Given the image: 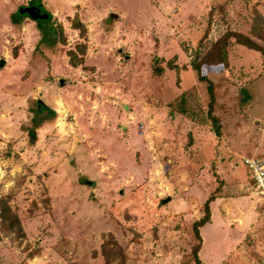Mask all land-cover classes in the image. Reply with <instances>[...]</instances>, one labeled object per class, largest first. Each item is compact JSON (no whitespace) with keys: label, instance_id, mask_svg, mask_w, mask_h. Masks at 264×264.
Returning a JSON list of instances; mask_svg holds the SVG:
<instances>
[{"label":"rangeland","instance_id":"374dc122","mask_svg":"<svg viewBox=\"0 0 264 264\" xmlns=\"http://www.w3.org/2000/svg\"><path fill=\"white\" fill-rule=\"evenodd\" d=\"M29 2L0 0V198L25 233L0 217V264H195L198 242L202 264H264V201L242 161L264 157V56L232 39L227 65L203 64L219 136L192 68L228 30L260 32L264 0H36L41 21L17 14ZM110 234L124 257L107 262Z\"/></svg>","mask_w":264,"mask_h":264},{"label":"trees","instance_id":"16d2710c","mask_svg":"<svg viewBox=\"0 0 264 264\" xmlns=\"http://www.w3.org/2000/svg\"><path fill=\"white\" fill-rule=\"evenodd\" d=\"M39 2H36V0H30L29 4L26 6H21L24 8L31 7L33 4H36ZM48 11V10H47ZM50 13V11H48ZM17 14L22 17H28L27 15H22L19 12V9L17 10ZM51 17L47 20H51ZM257 22H260L258 25L255 26V30H259L257 34L255 32L251 34H245L240 31H234V30H228L223 36H221L211 47V49L204 53L203 55L198 52L196 54V57L194 58V61L192 62V68L195 71L196 77L198 81L205 82L206 84V90L208 95V102H207V115L208 118L212 122L213 129L215 133L219 136L221 134V122L220 118L215 115L214 109L216 104V90H215V83L213 80H211L207 75L203 74L202 72V66L205 63L208 64H215L222 63L223 65H227L228 59H227V47L230 44L231 40L233 39L234 42L243 45L249 49L255 50L260 52L264 56V27H262V23H264V18L257 14L256 16ZM41 21V20H37ZM21 22V21H19ZM256 22V23H257ZM72 26L80 31L81 36H85L87 32V28L85 24L79 19L78 16H75L72 18ZM59 34L61 35V42H65L64 37V29L63 26H59ZM254 30V31H255ZM77 51L71 49L68 51V55L70 57V63L74 66L78 64L82 60L80 56H78L80 53L81 55H84L86 52V45L85 44H78ZM153 69L155 73L161 74L162 67L158 64L153 65ZM185 95L183 94L182 98L179 100L178 105H180V109L184 111V103H185ZM35 108H33V111L35 115H42L46 111H49L53 114V116L57 115V112L53 109H51L49 106H47L44 102L41 100H35ZM26 130L29 132V135L32 140L36 139V126L31 125L27 126ZM81 182H87L86 178L83 176L80 177ZM89 182V181H88ZM87 182V183H88ZM253 182V181H252ZM216 198V194L212 193L210 194L203 205V216H201L198 220H196L193 223V232L195 237L200 241L201 235H200V227L205 225L207 222L210 221L211 217V210H210V203ZM0 217L2 219V229L6 233L13 232L16 235L23 236L25 235L24 229L22 226V222L18 216L17 213L14 212L10 204L8 203V196H1L0 198ZM201 247L200 242L196 243L193 247V256H194V263L195 264H202L201 259L198 256L199 249ZM102 252L105 256V259L107 262L114 261L117 257H124V251L123 248L120 246L118 241L113 237L112 234H110L109 238L104 240L102 244Z\"/></svg>","mask_w":264,"mask_h":264},{"label":"built area","instance_id":"2783aa9c","mask_svg":"<svg viewBox=\"0 0 264 264\" xmlns=\"http://www.w3.org/2000/svg\"><path fill=\"white\" fill-rule=\"evenodd\" d=\"M242 161L250 171L253 184L264 201V157L245 156Z\"/></svg>","mask_w":264,"mask_h":264},{"label":"water","instance_id":"95a60500","mask_svg":"<svg viewBox=\"0 0 264 264\" xmlns=\"http://www.w3.org/2000/svg\"><path fill=\"white\" fill-rule=\"evenodd\" d=\"M19 12L22 15H27L29 18L34 19V20H40L42 18L48 19L51 17V12L49 13L47 9L42 6L40 3L37 5H34L32 7H20ZM4 59L0 60V65L4 63Z\"/></svg>","mask_w":264,"mask_h":264},{"label":"crops","instance_id":"0c3cea01","mask_svg":"<svg viewBox=\"0 0 264 264\" xmlns=\"http://www.w3.org/2000/svg\"><path fill=\"white\" fill-rule=\"evenodd\" d=\"M42 6H44L45 8H46V4H43V3H41V2H39ZM48 11H49V9L48 8H46ZM20 21V20H19Z\"/></svg>","mask_w":264,"mask_h":264}]
</instances>
